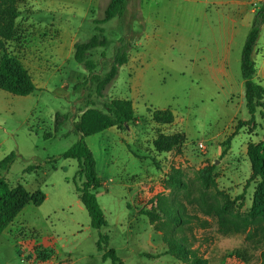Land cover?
<instances>
[{"label": "rangeland", "instance_id": "374dc122", "mask_svg": "<svg viewBox=\"0 0 264 264\" xmlns=\"http://www.w3.org/2000/svg\"><path fill=\"white\" fill-rule=\"evenodd\" d=\"M53 1L16 0L14 36L5 43L39 88L24 96L0 89V160L10 152L17 154L8 169L0 168V177L11 186L23 184L29 192L40 189L45 199L38 206L27 204L0 234V264H110L96 247L100 234L108 235V248H114L124 264H185L168 251L169 240L181 237L208 264H257L264 251V229L255 224L245 232H219L216 220L204 215L199 206L203 194L217 200L228 196L234 202L232 212L240 215H246L251 206L255 184L246 183L251 173L246 145L263 139L264 111L254 114V126L241 127L225 144L238 121L251 118L240 99L241 49L237 54L233 50L227 78L212 76L203 55L210 22L192 21L182 1L164 23L140 22L141 0L138 18H133L130 5L123 17L101 24L108 43L90 49L86 58L99 62L98 68L106 72L124 37L132 42L128 58L136 60L139 53L146 76L131 78L130 65L124 64L103 98L92 93L100 109L104 100L130 99L140 118L123 128L85 137L102 182L96 198L107 221L94 229L75 191L76 160L58 159L56 170L45 163L78 139L69 130L84 108L87 92H74L72 85L84 79L87 71L73 59V44L95 33L93 19L102 16L109 0H97L92 7L88 0H62L80 11L76 16L66 14L72 7L53 6ZM161 3L169 5L167 0ZM161 9L152 6V14L144 15L156 20ZM161 30L166 36L159 41L153 34ZM163 108L172 111V123L152 120L150 111ZM57 111L69 114L70 120L55 137L45 139L43 133L53 131ZM159 134H180L183 141L169 151L157 152L153 141ZM200 142L203 150L198 148ZM38 164L44 169L25 171ZM207 166L213 168L214 185L204 188L200 171ZM174 170L180 171L179 187L168 183ZM158 198L165 207L183 204L185 214L198 219L174 221L165 207L164 212L157 207ZM148 211L159 217L151 222Z\"/></svg>", "mask_w": 264, "mask_h": 264}, {"label": "trees", "instance_id": "16d2710c", "mask_svg": "<svg viewBox=\"0 0 264 264\" xmlns=\"http://www.w3.org/2000/svg\"><path fill=\"white\" fill-rule=\"evenodd\" d=\"M16 0H0V89L13 95H28L37 88L32 76L21 60L12 54L5 46L6 41L14 36V19L18 16L15 7ZM141 0H109L100 18H94L95 33L86 41H76L73 44V59L84 67L87 76L78 80L72 85L74 92H87L84 108L79 109L80 114L72 122L69 131L74 132L78 139L59 156L49 157L45 165L54 170L58 159H74L77 162V171L73 178L75 191L85 208L90 226L100 229L107 225V221L100 208L96 190L102 186L98 176L96 162L93 153L85 141V137L102 132L110 127L123 128L129 124H134L140 120L135 113L133 103L126 98H112L102 102V108L95 107L92 93L96 98H103L106 90L117 77L119 68L128 61V50L132 46L131 41H125L124 37L119 39L115 52L109 60V67L106 72H102L98 66L99 62L86 58L90 49L104 47L108 39L104 35V28L101 24L113 18L124 16L128 7L132 5V16L138 18V8ZM264 24V0L258 4L253 14L251 25L245 36L240 52V75L243 80V98L247 112L251 118L246 121H238L235 130L227 138L228 144L232 137L237 134L238 129L243 126H254V114L259 110L264 111V86L255 80L256 65L253 59L255 46ZM154 122L160 124H170L174 120V115L170 108L153 109L150 111ZM53 131L43 133L45 139L55 137L61 126L70 120L67 113L55 112ZM69 131L67 133H69ZM65 135V134H63ZM183 137L180 134L164 135L159 134L153 141V146L157 152H166L182 143ZM246 156L250 163V176L246 183L254 182V191L251 206L246 215L232 212L233 201L228 196L223 195L220 200L214 197L209 199L203 194L200 198V211L216 220L218 231L222 233L245 232L250 226L258 224L264 229V134L259 142L249 141L246 145ZM17 154L10 152L0 160V168L8 169L13 163ZM44 169L43 165H29L25 171H39ZM212 166H207L200 171L201 185L208 188L214 185L212 178ZM76 177L81 181L76 180ZM169 186H181L180 171L174 170L169 180ZM45 199V194L36 189L29 192L21 183L9 185L4 178L0 177V234L15 219L17 214L29 203L38 206ZM164 200L157 199V207L164 212ZM154 203V202H153ZM156 204V202L154 203ZM177 204V203H176ZM168 217L177 222L189 223L193 219H198L195 214H185L183 204H171L165 207ZM150 221L154 222L159 216L155 212H145ZM185 215V219L183 218ZM205 220L201 225H205ZM248 237L251 235L247 233ZM109 237L107 234H100L96 242L98 251H102V259H110V264H124L117 255L116 250L108 248ZM168 251L179 258L185 264H208L207 260L198 254L197 249L187 248L184 237L170 239ZM44 255V254H43ZM260 261L257 264H264V251L261 252Z\"/></svg>", "mask_w": 264, "mask_h": 264}, {"label": "crops", "instance_id": "0c3cea01", "mask_svg": "<svg viewBox=\"0 0 264 264\" xmlns=\"http://www.w3.org/2000/svg\"><path fill=\"white\" fill-rule=\"evenodd\" d=\"M54 0L52 2L53 6L62 7L67 5L71 8L69 4L63 2L62 0ZM170 7L164 5L163 0H143L141 2V20L140 22H149L155 21L159 23H164L171 19V15L175 13V9L179 6L181 1L186 5V13L190 16L191 20H200V21H209V39L206 46L204 47L203 55L207 58L208 66L207 70L212 76L228 77V65L232 59L233 53L237 54L241 49L245 36L248 32V29L251 25L253 14L256 7L263 0H167ZM97 0H88V7H92ZM156 3V4H152ZM158 3V4H157ZM161 3V4H160ZM254 4V7L251 6ZM107 5V3L105 4ZM155 6L157 8H162L159 13L160 17L154 19L152 16L150 19L145 17L144 13H151V7ZM89 10V9H87ZM55 11V10H54ZM65 11L60 10V13L63 14ZM85 15L87 14V11ZM66 14L69 16H76L80 14V11L77 8L72 7L69 11H66ZM60 15V14H59ZM156 32V30L154 31ZM156 40L162 41L165 38V32L163 30L155 33ZM146 38L149 37L148 34H145ZM140 43V41H139ZM236 54L234 60H236ZM139 55V53H138ZM138 55L134 60L128 58L126 65H130L131 69V78H145V71L142 66V62L138 61ZM253 59L256 65V74L255 80L259 81L262 85L264 82V24L261 28L255 51L253 54ZM139 62V64H136ZM134 65V66H133ZM133 67L135 70H133ZM35 84V82H34ZM243 84V80H242ZM111 85V84H110ZM36 88H39L35 84ZM241 101L243 98V93H240ZM133 103L135 109V103ZM165 109V108H163ZM136 113V112H135ZM117 130L116 127H110L106 130ZM60 163H57L56 169H58ZM49 168V167H48ZM51 170V169H50ZM145 195H147L145 193ZM147 198V197H146ZM146 200V199H145Z\"/></svg>", "mask_w": 264, "mask_h": 264}, {"label": "built area", "instance_id": "2783aa9c", "mask_svg": "<svg viewBox=\"0 0 264 264\" xmlns=\"http://www.w3.org/2000/svg\"><path fill=\"white\" fill-rule=\"evenodd\" d=\"M198 148L200 149V150H203L204 149V145L200 142V143H198ZM147 193V192H146Z\"/></svg>", "mask_w": 264, "mask_h": 264}]
</instances>
